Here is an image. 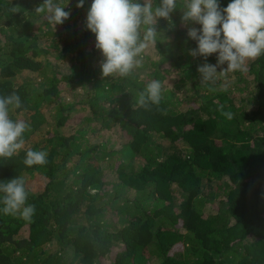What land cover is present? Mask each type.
Segmentation results:
<instances>
[{
	"label": "trees",
	"instance_id": "16d2710c",
	"mask_svg": "<svg viewBox=\"0 0 264 264\" xmlns=\"http://www.w3.org/2000/svg\"><path fill=\"white\" fill-rule=\"evenodd\" d=\"M43 2L0 0V96L15 91L23 107L9 118L29 125L24 147L0 157V182L22 177L36 207L30 221L0 213V264H264V53L245 73L218 68L203 82L197 66L217 54H189L197 44L177 0L141 66L103 76L92 0H54L71 13L55 26L35 12ZM153 79L163 99L146 110L136 100ZM79 108L88 114L76 126ZM104 129L120 142L88 138ZM28 150L47 163L26 167Z\"/></svg>",
	"mask_w": 264,
	"mask_h": 264
},
{
	"label": "clouds",
	"instance_id": "9594fccd",
	"mask_svg": "<svg viewBox=\"0 0 264 264\" xmlns=\"http://www.w3.org/2000/svg\"><path fill=\"white\" fill-rule=\"evenodd\" d=\"M85 0H79L77 8L84 7ZM177 9V0H158L154 7L151 0H92L87 12L86 27L96 36V48L101 51L103 76L118 73L121 77L131 74L140 67L138 59L150 45L156 43L158 18L169 20ZM15 10V9H14ZM37 14L46 13L52 25H62L71 13L55 3L44 0L35 8ZM181 21L187 27V36L197 47L189 50L195 57L216 55V64L205 62L197 66L203 82L213 81L219 75L247 71V61L257 59L264 53V0H230L227 7H221L219 0H187ZM200 25L199 28L190 25ZM143 35L141 36V29ZM227 67H222L223 65ZM162 83L151 80L136 100L137 106L149 109L159 106L163 99ZM21 97L13 91L0 96V157L11 158L24 147L23 134L29 125L22 120L9 118L10 108H22ZM221 115L232 118L231 112L220 107ZM46 151L28 150L23 164L32 168L47 163ZM28 201V193L22 177L0 182V213L19 216L30 221L36 207Z\"/></svg>",
	"mask_w": 264,
	"mask_h": 264
},
{
	"label": "rangeland",
	"instance_id": "374dc122",
	"mask_svg": "<svg viewBox=\"0 0 264 264\" xmlns=\"http://www.w3.org/2000/svg\"><path fill=\"white\" fill-rule=\"evenodd\" d=\"M147 53H151L150 50L148 49V51L146 50ZM139 59V58H138ZM220 72V69H219ZM224 78V77H223ZM178 78L173 79L174 84L176 83ZM231 81L229 78H224L223 79V84L224 85H228L230 84ZM177 91V94L179 96L180 99H184L186 97V95H190L191 91L190 89L183 88V87H178V88H174ZM173 89V90H174ZM52 111L51 107H48V112ZM88 114V110H84V109H78V111L76 113H74L73 118L71 119L70 123L75 124L76 126L81 123L84 122V119L86 117V115ZM86 124V123H85ZM89 125V124H88ZM90 125H94L99 127L100 125L96 122L90 123ZM70 128L67 127L66 129H64V132L67 134H70ZM49 134H47L46 136H48ZM88 138L93 142V143H99L102 140H110L111 142L116 143L117 141L120 142L119 140H117V137L112 138L111 132L109 130H102L101 132H95V133H90L88 134ZM120 145H116V147H119ZM118 180L117 174L115 173H111L110 170H108V174L105 176V180L106 181H114V180ZM112 215V214H111ZM51 247L53 248L54 245H51Z\"/></svg>",
	"mask_w": 264,
	"mask_h": 264
}]
</instances>
